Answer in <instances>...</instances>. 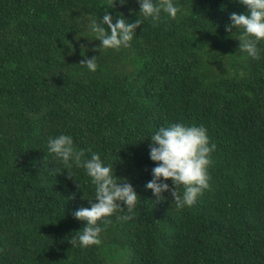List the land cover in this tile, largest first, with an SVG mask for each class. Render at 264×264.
Returning a JSON list of instances; mask_svg holds the SVG:
<instances>
[{
  "label": "trees",
  "instance_id": "1",
  "mask_svg": "<svg viewBox=\"0 0 264 264\" xmlns=\"http://www.w3.org/2000/svg\"><path fill=\"white\" fill-rule=\"evenodd\" d=\"M174 2L175 19L143 20L129 47L105 49L88 19H143L136 0H0V264H264V51L248 57L243 28L226 30L247 12L239 0ZM169 122L204 125L216 146L209 187L179 209L145 187L149 136ZM60 133L138 194L98 245L71 243L94 191L47 151Z\"/></svg>",
  "mask_w": 264,
  "mask_h": 264
},
{
  "label": "clouds",
  "instance_id": "2",
  "mask_svg": "<svg viewBox=\"0 0 264 264\" xmlns=\"http://www.w3.org/2000/svg\"><path fill=\"white\" fill-rule=\"evenodd\" d=\"M139 5L140 17L135 21L129 20L123 15H117L115 23L112 16L105 12L97 19L95 16L87 21L88 30L99 40V46L105 49H119L129 47L135 30L143 20H151L154 24L162 19V13L168 18L175 19L180 7L174 0H136ZM110 8L113 0H109ZM124 4L126 0H119ZM246 6L247 12L230 14V24L237 29L242 27L240 33L239 49L252 59H259L261 52L258 43L264 40V0H239ZM137 14V13H136ZM107 26V27H105ZM86 64L88 70L97 69L96 56L81 61ZM149 158L155 162L151 169V179L145 187L161 199V193L169 192L171 201L175 206L183 208L195 203L197 196L209 187L208 165L211 163L210 154L215 150V143H210V137L206 127L202 124H185L181 122H169L166 126L158 127L149 136ZM47 151L62 163L67 173L73 167L83 168L89 183L93 186L95 202L88 199L90 207H79L72 215L83 221L82 230L75 232L71 237V243L80 247L100 244V234L103 231L101 223L107 225V219L114 213L122 212L125 208L131 212L138 203V194L131 183L123 177H117L113 171V163L106 162L101 154L88 150L85 158V150L77 149L71 135L60 133L49 136L46 141ZM171 180V186L167 182ZM183 185V192L178 191ZM80 187V183L78 184ZM123 205V206H122ZM119 220H126L128 216H117ZM99 221V223H98Z\"/></svg>",
  "mask_w": 264,
  "mask_h": 264
}]
</instances>
